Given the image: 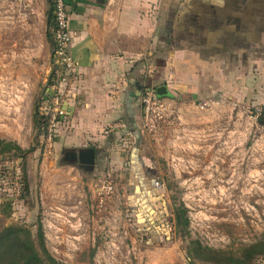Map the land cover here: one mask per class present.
<instances>
[{"label":"rangeland","instance_id":"374dc122","mask_svg":"<svg viewBox=\"0 0 264 264\" xmlns=\"http://www.w3.org/2000/svg\"><path fill=\"white\" fill-rule=\"evenodd\" d=\"M18 19L0 3V140L27 152L0 154V233L22 227L37 239L40 231L43 257L59 264H192L193 242L221 255L194 264H240L264 241V127L255 118L264 106L256 96L159 98L147 117L142 95L141 126L111 131L107 146L91 142L88 172L63 161L64 149H84L59 140L68 118L48 138L53 51Z\"/></svg>","mask_w":264,"mask_h":264},{"label":"crops","instance_id":"0c3cea01","mask_svg":"<svg viewBox=\"0 0 264 264\" xmlns=\"http://www.w3.org/2000/svg\"><path fill=\"white\" fill-rule=\"evenodd\" d=\"M0 3L17 12L27 34H41L52 48L47 0H33L29 7ZM66 5L76 68L50 90L66 100L68 129L63 127L59 140L67 146H107L113 124L135 131L147 88L166 86L172 100L252 95L264 106V0H66Z\"/></svg>","mask_w":264,"mask_h":264},{"label":"trees","instance_id":"16d2710c","mask_svg":"<svg viewBox=\"0 0 264 264\" xmlns=\"http://www.w3.org/2000/svg\"><path fill=\"white\" fill-rule=\"evenodd\" d=\"M47 1L49 4V11L47 14L48 31L46 37L51 47L54 49V3L53 0ZM45 93L49 98L54 96L50 88H47ZM34 121L40 130H43L46 127V121L44 117L39 114L37 108L34 112ZM257 123L264 127V110L257 118ZM11 153L15 154V156L19 158H23L27 152L23 151L14 143H8L0 140V154L2 155ZM186 215L187 211L184 208H178L175 211L176 222L178 226L182 227L183 229L188 227V219ZM42 238L43 235L40 231L37 234L36 239V236L33 234V232L27 228L15 226L6 228L0 233V264H59L46 252H44V256L46 257H43L42 250L44 249ZM192 244L193 249L188 253V258L192 261V264L196 263L197 261L213 262V259L207 257L209 255L221 256L220 254H217L208 248L202 247L197 242H193ZM260 255H264V241L258 242L255 245L248 247L245 251V256L243 259H239L237 261L241 262L240 264H252L254 259ZM230 261H235V259L230 257L226 263L218 262V264H231L228 263Z\"/></svg>","mask_w":264,"mask_h":264},{"label":"built area","instance_id":"2783aa9c","mask_svg":"<svg viewBox=\"0 0 264 264\" xmlns=\"http://www.w3.org/2000/svg\"><path fill=\"white\" fill-rule=\"evenodd\" d=\"M13 3L21 7H29L33 0H11ZM109 4L115 3L118 0H106ZM54 3V29H53V40H54V51L52 55V64L54 73L53 76L57 77V81L61 80L63 74L74 71L76 64L72 58L71 45H72V33L70 30V18L67 10L66 0H53ZM62 69L63 74L60 73ZM56 86V85H53ZM52 86V88H53ZM54 96L52 99V107L50 108V114L48 119V138L51 140L53 133L56 129L61 126V119L69 118L68 109L66 106V100L64 95L59 90H52ZM57 91V92H56ZM158 96L156 90L151 88L146 89L143 92V108L147 114L154 113L162 105L158 102ZM264 108L255 109V118L262 114ZM118 129H126L125 125L113 124L108 130L114 131ZM112 187H108L111 190Z\"/></svg>","mask_w":264,"mask_h":264},{"label":"water","instance_id":"95a60500","mask_svg":"<svg viewBox=\"0 0 264 264\" xmlns=\"http://www.w3.org/2000/svg\"><path fill=\"white\" fill-rule=\"evenodd\" d=\"M158 98H169V91L166 86H161L156 89ZM62 154L68 156L69 164H77L81 169L92 172L96 163V151L92 148L84 149H64Z\"/></svg>","mask_w":264,"mask_h":264},{"label":"flooded vegetation","instance_id":"af4514ba","mask_svg":"<svg viewBox=\"0 0 264 264\" xmlns=\"http://www.w3.org/2000/svg\"><path fill=\"white\" fill-rule=\"evenodd\" d=\"M63 161L69 163L68 156L66 154H62Z\"/></svg>","mask_w":264,"mask_h":264}]
</instances>
